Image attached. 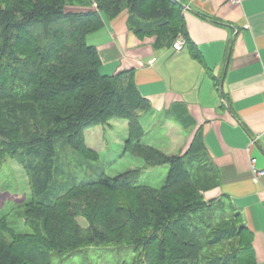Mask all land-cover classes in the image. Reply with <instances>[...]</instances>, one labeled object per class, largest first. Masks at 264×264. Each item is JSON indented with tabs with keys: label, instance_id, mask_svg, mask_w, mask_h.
I'll return each mask as SVG.
<instances>
[{
	"label": "trees",
	"instance_id": "1",
	"mask_svg": "<svg viewBox=\"0 0 264 264\" xmlns=\"http://www.w3.org/2000/svg\"><path fill=\"white\" fill-rule=\"evenodd\" d=\"M71 5L66 9L63 4L41 5L37 1L28 9L18 5L0 8V165L6 157L18 158L27 169L32 194L24 210L30 233L14 232L6 219L0 218V264H50L53 250L127 243L117 234L108 237L110 229L125 230L130 225L121 212L104 225L98 222L81 229L73 224V205L64 197L75 187L108 193L137 189L148 194L149 201L141 200L137 215L142 217L145 212L151 220L161 217L159 229L165 230V238L158 239L154 250H145L142 263L243 264L248 259L255 264L252 233L230 202L235 218L241 221L240 228H220V222L212 227L214 212L228 198L204 197L205 192L219 185V173L207 153L202 127L196 129L181 155L168 157L154 147L142 146L139 113L150 108V102L139 92L134 70L101 74L98 51L86 41L90 33L103 27V17L111 20L125 10L128 30L139 39L144 38L142 34L152 37L153 49L171 47L181 36L192 58L202 62L200 52L188 37L181 4L174 0H79ZM150 5L161 11L145 15L144 8ZM171 22L175 23L169 26L171 36L175 35L173 40L153 33L163 31ZM171 113L183 128L195 125L184 104L174 105ZM114 117L128 121L130 133L134 134L132 141L142 149L139 156L148 165L168 164L164 185L160 189L140 185L141 172L131 169L113 177L100 173L95 179L75 181L63 192L57 191L52 170L54 156L48 146L54 150L59 137L72 143L71 135L81 136L86 127ZM182 187L192 194L181 203L178 194ZM103 208L109 206L90 204L87 219L94 223ZM66 219L72 221L73 243L64 237L70 231ZM103 227L106 229L101 230ZM133 230L137 232L133 236L136 243L142 244L141 228ZM207 230L214 234L210 236ZM236 237H243L236 247L206 255L222 241L230 242Z\"/></svg>",
	"mask_w": 264,
	"mask_h": 264
},
{
	"label": "crops",
	"instance_id": "2",
	"mask_svg": "<svg viewBox=\"0 0 264 264\" xmlns=\"http://www.w3.org/2000/svg\"><path fill=\"white\" fill-rule=\"evenodd\" d=\"M176 1L202 62L186 46L153 49L152 38L139 39L128 30L124 10L111 20L103 17V27L90 34L99 71L133 69L152 115L171 113L177 103L187 107L195 125L181 126L184 136L174 122L164 121L166 143L177 141L181 155L202 127L219 173V185L205 192L207 200L225 195L237 208L252 233L255 264H264V175L255 179L250 169L254 157L255 168L264 170V0Z\"/></svg>",
	"mask_w": 264,
	"mask_h": 264
},
{
	"label": "rangeland",
	"instance_id": "3",
	"mask_svg": "<svg viewBox=\"0 0 264 264\" xmlns=\"http://www.w3.org/2000/svg\"><path fill=\"white\" fill-rule=\"evenodd\" d=\"M37 1L42 5L63 4L66 9L72 7L71 4H78L79 0H0V8L23 6L24 9L30 8ZM18 4H17V3ZM95 6V5H93ZM161 9H157L154 5L144 8L145 15H156ZM154 17V16H153ZM152 18V17H151ZM175 24L168 23L165 28L154 30L159 36L164 39L173 40L169 26ZM98 31V30H97ZM96 32V31H95ZM93 33V32H92ZM91 34V33H90ZM90 34L86 37L88 44H92ZM152 34V33H151ZM147 34H142L146 38ZM152 38V37H147ZM153 40V38H152ZM162 49V48H160ZM159 50V49H158ZM150 108L141 111L139 121L143 131L141 135V145L151 146L158 149L165 156H176L178 153L179 143L169 140L167 143L169 132L163 128L162 123L171 120L180 128V133L186 135V130L181 128V125L176 121L175 117L170 112H156L152 115ZM151 122H153L151 124ZM179 134V133H178ZM133 133H130L128 121L125 119L110 118L100 124L88 126L83 129L82 135H71L72 143H65V137H57L54 150L52 146H48V150L53 157L54 171L53 180L57 184V191L63 192L65 188L70 187L73 182H80L88 179H95L100 173L107 176H115L127 170H138L141 172L139 184L149 186L154 189H160L167 178L169 167L168 164L148 165L141 156L140 147L135 146L132 138ZM180 137V136H179ZM65 143V144H63ZM148 166V167H147ZM202 180V177H199ZM90 191L84 188L69 189V196L64 197L66 202L73 205L74 216L73 224L78 225L81 229H86L89 224L101 222L102 225L109 222V219L116 218L118 213H122V218L126 217L130 225L124 229H110L111 234H117L119 238H124L127 243H110L100 245H84L72 249H62L61 251L53 250L50 264H145L140 260L141 255L145 250L152 251L157 246V241L160 238H165V230H160L162 224L161 217L154 216L152 220L142 213V217L137 215L138 208H141V200L149 201L147 193H142L137 189L127 191H117L108 193L100 190ZM90 192V196L89 193ZM179 202L188 201V196L192 191L187 187L180 189ZM32 194L30 189V180L27 169L22 166L20 160L16 157H6L0 165V218H5L8 226L18 233H30L31 229L24 222L25 204L31 200ZM181 197V198H180ZM207 200L208 196L204 193ZM106 204L109 209L103 208L98 214L94 223L87 219V213L90 212L89 205ZM228 199H224L223 207H219L214 212L212 217V227H215L216 222H220L223 228L235 225L236 229L240 228V222L234 216V211L229 205ZM86 210V212H85ZM120 210V211H119ZM163 213V210H159ZM96 212L98 209L96 208ZM67 227L70 228L65 238L73 243L74 231L72 221L66 219ZM133 228H141L142 244L136 243L133 238ZM104 230L106 228H100ZM169 230V229H168ZM217 230V229H216ZM238 230V229H237ZM116 231V232H115ZM118 232V233H117ZM209 235H213L215 230H207ZM158 237H154V236ZM148 236V237H147ZM63 238V237H62ZM243 238V237H242ZM240 237L233 238L232 241H222L216 247L215 251H208L206 255L211 256L213 253H225L231 248L236 247ZM102 240V239H100ZM146 243V244H145ZM250 264L248 259L243 260V264Z\"/></svg>",
	"mask_w": 264,
	"mask_h": 264
},
{
	"label": "built area",
	"instance_id": "4",
	"mask_svg": "<svg viewBox=\"0 0 264 264\" xmlns=\"http://www.w3.org/2000/svg\"><path fill=\"white\" fill-rule=\"evenodd\" d=\"M234 1H238V0H234ZM184 45H185L184 39L181 36H178L172 43V48L176 51H180L182 50ZM255 162H256V159L254 157L250 158V169H251V172L254 178L257 179L261 177L262 175H264V170H259L255 168Z\"/></svg>",
	"mask_w": 264,
	"mask_h": 264
}]
</instances>
